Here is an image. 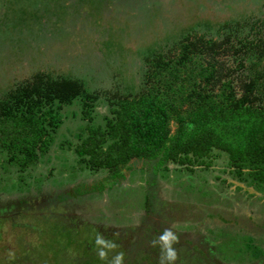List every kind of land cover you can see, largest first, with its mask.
I'll use <instances>...</instances> for the list:
<instances>
[{
  "label": "rangeland",
  "instance_id": "rangeland-1",
  "mask_svg": "<svg viewBox=\"0 0 264 264\" xmlns=\"http://www.w3.org/2000/svg\"><path fill=\"white\" fill-rule=\"evenodd\" d=\"M191 29L215 41L201 55L214 71L197 75L204 89H196L227 84L235 97L244 91L246 105L264 107V0H0V102L28 92L60 117L36 163L19 168L0 152V264H113L119 253L122 264H161L152 241L165 228L180 241L174 264H264V174L250 178V166H231L217 146L191 162L133 157L118 178L80 166L74 153L90 126L107 133L118 100L155 83L148 60L177 54ZM248 217L259 224L245 225ZM191 233L208 258L186 246ZM138 239L146 253H135Z\"/></svg>",
  "mask_w": 264,
  "mask_h": 264
},
{
  "label": "trees",
  "instance_id": "trees-1",
  "mask_svg": "<svg viewBox=\"0 0 264 264\" xmlns=\"http://www.w3.org/2000/svg\"><path fill=\"white\" fill-rule=\"evenodd\" d=\"M214 44V40L205 39L191 29L176 42L177 54L170 58L158 54L148 60L146 75L155 83L137 96L117 101L118 113L114 121L108 122L105 135L99 128L87 129L74 147L78 164L108 168L110 176L118 178L122 177L120 167L133 157L157 158L158 165L167 159L191 162L202 158L215 145L227 153L231 166H250L251 173L247 175L261 180L264 107L246 105L244 91L235 97L227 84L216 93L196 89L197 75L203 78L214 71V63L204 62L201 56L203 50L211 49ZM194 52L201 54L195 58L191 56ZM28 95L14 90L0 102V152L5 153L6 162L19 168L36 163L51 140L48 128L54 129L60 123L53 108L39 110L37 102L28 100ZM11 101L22 104L14 108ZM183 102L191 105L182 111L179 105ZM171 120L176 125L174 131ZM187 122L191 128L186 127ZM106 138L110 143L102 149L101 143Z\"/></svg>",
  "mask_w": 264,
  "mask_h": 264
},
{
  "label": "clouds",
  "instance_id": "clouds-1",
  "mask_svg": "<svg viewBox=\"0 0 264 264\" xmlns=\"http://www.w3.org/2000/svg\"><path fill=\"white\" fill-rule=\"evenodd\" d=\"M178 242V237L173 233V231L170 228H165L163 232L160 234L158 239L153 240L152 244L155 246L156 244H160L162 253H161V264H165V261L167 264H174V261L177 259V253L175 249L173 248V244ZM96 243L98 245H105L107 248H115V244L111 242H105V240L98 236ZM99 257L101 259H104L106 257V252L99 251L98 253ZM124 258L123 253H119L115 259L113 264H122Z\"/></svg>",
  "mask_w": 264,
  "mask_h": 264
},
{
  "label": "flooded vegetation",
  "instance_id": "flooded-vegetation-1",
  "mask_svg": "<svg viewBox=\"0 0 264 264\" xmlns=\"http://www.w3.org/2000/svg\"><path fill=\"white\" fill-rule=\"evenodd\" d=\"M227 210L226 209H224V208H221V210H220V215H223V217L224 216H226L227 214ZM234 218V217H233ZM248 218L250 219V220H248ZM247 218V220H246V218H244V221H243V223L245 224V225H250L251 223H253L252 225H254L255 223V221L253 220V219H251V217H248ZM235 220V219H234ZM249 222H251V223H249ZM258 223V222H257ZM259 224V223H258ZM86 225H89V223L87 222L86 223ZM256 225V224H255ZM152 229V231H153V233L154 232H156V230H157V228L156 227H153L152 228V226H150V230ZM130 231H131V229H130ZM129 231V232H130ZM149 232H151V231H148V234H149ZM130 233H132V231L130 232ZM146 233V232H145ZM152 233V234H153ZM147 234V235H148ZM188 236H190V237H188V239L190 240V242H189V244L188 245H186L187 247H191L192 249H194V250H197L198 252V254L199 255H202L203 257H209L210 256V254H209V247L207 246V244L206 243H203L202 242V239H201V237H200V235L199 234H196V233H191V234H189ZM123 238H126L125 237V233H124V237ZM149 238V237H148ZM140 239H141V236H140ZM140 239H138V240H134L135 241V243H133V245H132V247L134 246V245H136V244H139L140 245V250L139 251H136L135 253H137V254H140V253H143V251L146 253V250H147V247H148V243H147V247L145 248V246H144V244H142L141 242H140ZM179 239V238H178ZM115 240V239H114ZM197 242H196V241ZM178 242H180V241H178ZM125 243V242H124ZM181 243H182V241H181ZM183 244H184V242H183ZM128 245V244H127ZM185 245V244H184ZM124 247H125V245H124ZM263 249H264V245H263ZM152 254V253H151ZM145 258V257H144ZM144 258H142V259H144Z\"/></svg>",
  "mask_w": 264,
  "mask_h": 264
},
{
  "label": "crops",
  "instance_id": "crops-1",
  "mask_svg": "<svg viewBox=\"0 0 264 264\" xmlns=\"http://www.w3.org/2000/svg\"><path fill=\"white\" fill-rule=\"evenodd\" d=\"M255 223H257V222H255ZM250 225H252V224H250ZM250 225H249V226H250ZM254 225H255V224H254Z\"/></svg>",
  "mask_w": 264,
  "mask_h": 264
}]
</instances>
